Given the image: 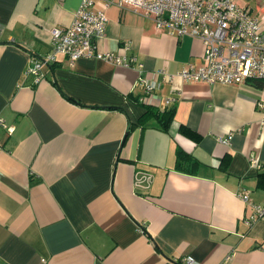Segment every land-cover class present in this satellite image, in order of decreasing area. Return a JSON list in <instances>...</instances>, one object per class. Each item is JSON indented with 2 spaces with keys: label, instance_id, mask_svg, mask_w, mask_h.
<instances>
[{
  "label": "crops",
  "instance_id": "crops-1",
  "mask_svg": "<svg viewBox=\"0 0 264 264\" xmlns=\"http://www.w3.org/2000/svg\"><path fill=\"white\" fill-rule=\"evenodd\" d=\"M234 1L264 22V0ZM80 2L0 0V117L14 127L0 131V264H264V217L246 224L238 196L264 205V81L183 80L180 69L202 63L199 39L95 0L107 16L96 50L136 61L57 54L35 82L26 69ZM143 104L175 107L166 131L139 125ZM178 149L197 163L176 169Z\"/></svg>",
  "mask_w": 264,
  "mask_h": 264
},
{
  "label": "built area",
  "instance_id": "built-area-1",
  "mask_svg": "<svg viewBox=\"0 0 264 264\" xmlns=\"http://www.w3.org/2000/svg\"><path fill=\"white\" fill-rule=\"evenodd\" d=\"M103 5L113 4L119 9H127L153 20L155 30L174 37L190 36L200 40L203 47L201 65L186 66L176 74L183 80L207 83L247 84L252 80H264V22L253 16L247 7L239 6L234 0H99ZM107 16L98 9L95 0H81L72 22L67 27L50 29L51 51L43 58L34 59L26 69L34 76V81L43 79L42 66L55 61L57 54L64 55L71 63L80 58H97L118 65H130L134 57L124 58L110 51H97L95 40L105 33ZM140 68V64L138 65ZM163 79L171 81L175 74L162 71ZM144 96H152L156 85L138 79ZM156 99L159 96L154 94ZM144 97L138 99L142 102ZM174 98H166L168 105ZM256 107L264 112V101L256 102ZM264 126V118L260 121ZM12 125H7L0 117V131L12 133ZM229 143L228 137L221 139ZM2 142L0 139V151ZM252 167H261L257 159H250ZM251 213L245 219L250 225L264 217V205L252 202L246 190L238 193ZM180 264H199L191 256H183Z\"/></svg>",
  "mask_w": 264,
  "mask_h": 264
},
{
  "label": "trees",
  "instance_id": "trees-1",
  "mask_svg": "<svg viewBox=\"0 0 264 264\" xmlns=\"http://www.w3.org/2000/svg\"><path fill=\"white\" fill-rule=\"evenodd\" d=\"M263 81L264 80L262 79H255L251 81V84L260 88L262 87ZM144 107H145V111L137 119L139 125L144 126L145 123L148 122V120L153 119L157 129L161 131H166L173 120L175 107H170L165 109H159L158 107H154L152 105H144ZM185 133L188 134V131L185 130ZM125 140L126 137H124L123 142ZM196 163L197 160L194 159L192 156L184 153L182 150L179 149L176 151V162H175L176 169L185 170L186 169L184 168L186 166L185 164L195 165ZM257 177H258L257 178L258 185L264 186V168L262 169V171L258 172Z\"/></svg>",
  "mask_w": 264,
  "mask_h": 264
}]
</instances>
